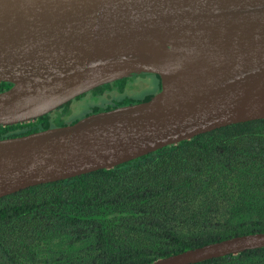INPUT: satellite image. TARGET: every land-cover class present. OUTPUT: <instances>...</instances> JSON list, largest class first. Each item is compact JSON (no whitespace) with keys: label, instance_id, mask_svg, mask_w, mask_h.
Instances as JSON below:
<instances>
[{"label":"water","instance_id":"water-1","mask_svg":"<svg viewBox=\"0 0 264 264\" xmlns=\"http://www.w3.org/2000/svg\"><path fill=\"white\" fill-rule=\"evenodd\" d=\"M157 74L149 100L0 139V197L264 118V0H0V125L35 121L98 86ZM264 247L230 237L149 264Z\"/></svg>","mask_w":264,"mask_h":264},{"label":"trees","instance_id":"trees-1","mask_svg":"<svg viewBox=\"0 0 264 264\" xmlns=\"http://www.w3.org/2000/svg\"><path fill=\"white\" fill-rule=\"evenodd\" d=\"M122 78L0 139L75 123L149 100ZM135 85V84H134ZM11 86L0 82V91ZM77 112L74 101L85 100ZM81 102V103H82ZM264 232V118L233 123L115 166L0 197V264H149L230 237ZM191 264H264V247Z\"/></svg>","mask_w":264,"mask_h":264},{"label":"rangeland","instance_id":"rangeland-1","mask_svg":"<svg viewBox=\"0 0 264 264\" xmlns=\"http://www.w3.org/2000/svg\"><path fill=\"white\" fill-rule=\"evenodd\" d=\"M156 82H157V79L152 74H147L144 76H135L133 80H130V83H132L131 86H135V88H133L134 91H130L129 94L140 96L146 92H150L155 89ZM89 98H92V97L90 95L84 96L82 98L85 100L84 102H82L83 100L74 101L75 106L77 107L76 113L81 112V110L85 108V105H86L85 103L89 101L88 100Z\"/></svg>","mask_w":264,"mask_h":264},{"label":"flooded vegetation","instance_id":"flooded-vegetation-1","mask_svg":"<svg viewBox=\"0 0 264 264\" xmlns=\"http://www.w3.org/2000/svg\"><path fill=\"white\" fill-rule=\"evenodd\" d=\"M139 75V74H138ZM136 76V75H135Z\"/></svg>","mask_w":264,"mask_h":264}]
</instances>
